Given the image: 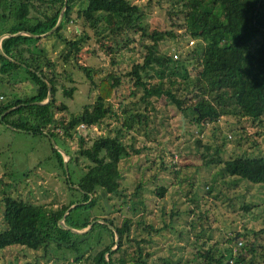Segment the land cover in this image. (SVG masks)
<instances>
[{"label":"trees","instance_id":"obj_1","mask_svg":"<svg viewBox=\"0 0 264 264\" xmlns=\"http://www.w3.org/2000/svg\"><path fill=\"white\" fill-rule=\"evenodd\" d=\"M81 2L83 6L79 7ZM169 2L170 13L180 18L174 23L178 31L146 30L141 23L143 10L130 0H0V35L8 34L0 38V91L11 92L27 81L34 86L28 95L12 96L0 102V121L14 130L41 134L61 143L63 137L71 136V130L79 124L97 126L109 114L121 122L120 127L113 131L97 135L87 147L81 145L84 142L80 137L77 138L79 147L76 153L88 161L84 170L77 166L76 156L69 155L66 148L63 150L68 156L65 165L67 178L62 156L51 148L65 182L69 184L66 185L71 193L68 203L50 208L3 194L0 250L13 245L30 250L40 248L43 257L64 259L73 256L70 255L72 253L75 255L73 260H77L79 246L83 245L84 252L99 246L92 253L93 264H149L146 260L151 252L144 249L143 244L153 242L152 234H158L161 227L144 222L143 214L135 220L130 216L118 220L117 216L105 211L101 202L99 207L104 215L89 217L91 209L97 206V199L101 198L100 192L110 210H118L112 199L122 200L126 196L120 185L118 162L132 153H139L144 147H134L133 143L123 141V131L132 129L141 120L146 121V106L160 98L195 126L216 123L219 116H230L238 122L245 121L257 127L263 125L264 0ZM75 6L77 8L74 9ZM72 12L75 13L73 18L80 20L82 29L66 38L62 29L65 24L73 22ZM87 28L94 32L97 48L83 46L89 39ZM135 33L138 34L136 39ZM165 38L174 42L171 51L159 49V42ZM50 39L58 40L64 47V51L61 49L62 53L54 57H60L62 62L71 59L97 91L91 104H83L65 122L63 118L56 120L53 117L65 106L55 100L57 79L51 71L55 63L50 54L56 44L49 43ZM189 40L195 45L183 54L182 46ZM135 49L140 60L133 61L129 68L123 70L111 69L97 83L92 80L94 68L78 62L82 52L93 55L95 50H99L107 54L109 64L115 66L116 54ZM123 86L128 90L125 97H133L138 91L139 94L127 103L124 102L126 98L121 99L117 103V115L105 101L116 96L117 88ZM47 90L49 98L40 104L46 99ZM72 90L70 87L63 93L71 97ZM140 104L144 111H139ZM150 108L153 109L152 106ZM54 124L62 134L54 129L45 130L46 125ZM220 162L218 157L204 161L206 165ZM113 163L115 175L112 174ZM69 165L75 183L69 181ZM222 165L234 180L264 185V155L239 154L223 160ZM174 166L161 162L160 170L176 174L179 167ZM211 188H214L211 183L206 186L210 197L213 196ZM153 192L161 197L165 189L158 186ZM249 208V203L241 205L243 212ZM205 213L204 222L202 220L198 225L200 230L192 232L189 239L192 244L188 248L190 254L171 264L264 263V226L258 230L243 227L242 232L226 235L223 245L217 247V242L208 243L198 236L205 229L211 230V219ZM62 215L63 224L70 229H83L96 219L102 222L94 221L84 232L74 233L59 223ZM114 233L117 245L109 250L114 244ZM169 263L165 261L162 264Z\"/></svg>","mask_w":264,"mask_h":264},{"label":"rangeland","instance_id":"obj_2","mask_svg":"<svg viewBox=\"0 0 264 264\" xmlns=\"http://www.w3.org/2000/svg\"><path fill=\"white\" fill-rule=\"evenodd\" d=\"M130 1L138 4L143 10L141 23L146 30H176L174 23L180 21V18L179 15L170 13L169 0ZM82 6L81 2L79 7ZM74 16L75 13L72 12L71 17ZM79 23L80 20L73 18L71 24L70 22L65 24L62 29L63 36L70 38L80 33L82 28ZM87 34L89 39L83 46L97 48L94 32L87 28ZM137 35V33L133 35L135 39ZM49 43L56 44L50 54L55 63L51 71L57 79L55 100L65 106L63 110L56 111L53 117L56 120L63 118L65 122L70 115L76 114L83 104H91L97 91L71 59L62 62L60 57H54L64 51L63 45L56 39H50ZM194 45V41L192 43L187 41L186 45L184 43L183 54ZM159 49L171 51L174 49L173 40L165 38L160 41ZM81 55L78 62L94 68L95 74L92 77L94 83L111 69L123 70L129 68L133 61L140 60L136 49L130 52L123 50L116 54L115 66H111L108 55L102 54L99 50H95L93 55L83 52ZM18 86L19 88L15 87L11 92L0 91V102L12 96L28 95L34 89L32 82L28 81ZM70 87H73L71 97L63 93V90ZM127 92L125 86L117 88V95L105 101L117 115H119L117 103L121 99L126 98L124 102L127 103L129 100H135L139 94L138 91L133 97H125ZM145 109L146 121L141 120L138 124L135 123L132 129L124 130L121 137L126 143H133L134 147H144L139 153H132L118 162L120 185L122 184L126 196L122 200L112 199L118 210H110V205L100 192L101 198L97 199V206L91 209L89 217L100 218L104 215L103 209L99 207L101 202L100 204L105 206V211L117 216L118 220L124 216H130L135 220L143 214L144 222L161 227L158 234H152L153 242L143 244L144 249L151 252L146 260L149 264H162L165 261L171 264L189 255L188 248L192 246L189 239L192 232L197 233L200 230L198 225L202 220L204 222L205 212L211 219L209 224L211 230L205 229L203 234L200 233L198 236L208 243L217 242V247L223 245L226 235L242 232L243 227L255 230L262 228L264 185L234 180L224 171L222 161L239 154L264 155V121L261 127H257L245 121L238 122L236 118L230 116H219L216 123L195 126L184 120L175 108L165 103L163 98L153 101ZM139 111H144L142 104L139 105ZM120 123V119H115L109 114L100 125L84 128L77 125L71 130V136L63 137V145L58 139L52 140L41 134L17 131L0 121V213L1 197L6 193L13 198L18 197L50 208L68 203L71 193L67 190L69 184L68 182L66 184L64 178L66 169L63 165V176L51 148L55 149L62 159H68L63 152L65 148L68 149L69 155L72 153L78 158L79 169L84 170L88 161L76 153L79 147L77 138L80 137L84 142L81 145L87 147L97 135L108 130L113 131L120 127ZM45 127V130L54 129L58 134H62L57 124ZM205 146H208V149ZM217 148L218 152L213 153ZM213 157H218L221 162L207 165L204 163ZM161 162L169 167L178 165L179 171L176 174L166 173L160 170ZM68 167L69 181L75 183L70 165ZM115 173L117 172L113 163L112 174ZM210 183L214 187L211 188L212 197L206 193V186ZM137 186L139 187L135 190ZM158 186L165 189L161 197L153 192ZM74 194L77 196V192ZM243 203L250 204V208L245 212L241 210ZM170 211L174 214L170 215ZM139 232L144 235L141 230ZM82 246H79L81 248L77 260H73L75 255L72 253L70 255L73 256L54 259L51 256L43 257L40 248L30 250L21 246H7L0 250V264H93L92 253L99 249V246L85 252Z\"/></svg>","mask_w":264,"mask_h":264},{"label":"water","instance_id":"obj_3","mask_svg":"<svg viewBox=\"0 0 264 264\" xmlns=\"http://www.w3.org/2000/svg\"><path fill=\"white\" fill-rule=\"evenodd\" d=\"M60 15H61V14H60ZM60 15H59V17H58V19H57V22H56L55 26H56L57 23L59 22ZM47 33H48V32H47ZM16 34H19V32L16 33ZM45 34H46V33H45ZM42 35H44V34H42ZM42 35H40V36H42ZM5 36H8V34L0 35V38L5 37ZM48 98H49V91L47 90L46 99H45L44 101L40 102V104L45 103V102L48 100ZM12 108H13V107H12ZM12 108H10V109H12ZM10 109H8V110H10ZM62 155H63V152H62ZM66 160H67V159H63V165H64V167H65V165H66ZM73 205H74V204H73ZM73 205L69 206V207L66 209V211L64 212V214H66L67 211L69 210V208L72 207ZM64 214H63V215H64ZM63 215H62L61 219L59 220V223L62 225V227H64L65 229H67L68 227L65 226V225L63 224V222H62ZM94 221L102 222L101 220L96 219V220H92V221L89 223V225H90L91 223H93ZM89 225H87L85 228L80 229V230L70 229V228H68V229L71 230V231L74 232V233H82V232H84V231L89 227ZM116 245H117V235L114 233V245H113L109 250L114 249V248L116 247Z\"/></svg>","mask_w":264,"mask_h":264},{"label":"built area","instance_id":"obj_4","mask_svg":"<svg viewBox=\"0 0 264 264\" xmlns=\"http://www.w3.org/2000/svg\"><path fill=\"white\" fill-rule=\"evenodd\" d=\"M189 41L192 43V41H191V40H189ZM189 41H188V42H189ZM188 45H189V44H188ZM79 126H80V127H83V128H84V127H86V126H85V125H83V124H79Z\"/></svg>","mask_w":264,"mask_h":264}]
</instances>
